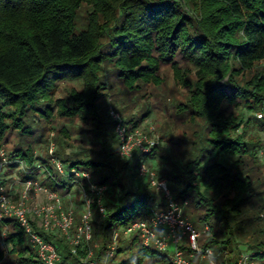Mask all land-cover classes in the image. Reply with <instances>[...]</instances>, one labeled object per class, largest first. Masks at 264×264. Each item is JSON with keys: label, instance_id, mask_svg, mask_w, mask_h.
Wrapping results in <instances>:
<instances>
[{"label": "trees", "instance_id": "16d2710c", "mask_svg": "<svg viewBox=\"0 0 264 264\" xmlns=\"http://www.w3.org/2000/svg\"><path fill=\"white\" fill-rule=\"evenodd\" d=\"M83 5L89 9L80 27L77 16ZM165 66L188 91L184 100L173 98L172 115L190 134L184 129L167 138L170 150L184 158L182 166L160 145L148 156L160 150V158L170 160L163 175L173 180L175 199L187 200L183 215L202 227L199 243L213 248L219 264H236L238 238L255 251L254 264H264V174L258 155L264 118L228 112L224 106L227 101L250 112L264 109V0H0V150L10 129L31 136L34 129L27 119L37 124L42 117L51 119L55 108L60 116L92 121L99 147L74 152L60 147L55 153L67 171H88L90 182L107 185L105 215L97 224L91 222L86 247L100 240L93 255L99 264H173L171 248L142 245L138 231L118 239L105 261L116 231H125L133 220L163 209L168 201L151 191L147 179L127 186L125 171H137L140 153L131 160L119 156L115 121L104 98L110 90L114 95L119 83L129 93L163 86ZM69 79H81V88L56 97L59 82ZM147 115L144 111L140 118ZM125 120L130 127L140 122L134 114ZM7 155L9 167L26 161L23 180L38 178L31 143ZM39 160L45 167L42 181L50 188L67 192L77 179L78 186L88 189L85 177L63 175L49 158V164ZM92 209L97 211L94 202ZM78 220L75 215L74 229ZM35 227L57 244L63 260L84 264L82 246L73 253L67 240ZM5 241L12 244L6 256ZM181 247L186 254L192 250L186 239ZM1 262L44 264L14 216L0 219Z\"/></svg>", "mask_w": 264, "mask_h": 264}, {"label": "built area", "instance_id": "2783aa9c", "mask_svg": "<svg viewBox=\"0 0 264 264\" xmlns=\"http://www.w3.org/2000/svg\"><path fill=\"white\" fill-rule=\"evenodd\" d=\"M108 111L115 121L114 132L119 140L118 153L121 158L131 160L138 151L140 158L137 166L138 178L149 180L150 184L165 195L168 201L166 209L155 210L150 215L133 220L125 229L126 234L132 231H138L141 243L144 246L153 244L159 250L172 249L170 259L173 264H219L212 247L203 248L199 243L200 232L194 224L184 217L183 208L187 203L176 200L170 191L167 179L160 178L157 173L148 166L149 154L160 144L159 137L151 135L143 130L139 125L130 127L125 118L116 111L112 105H109ZM257 118H264V109L253 111ZM264 140V130L262 131ZM258 155L263 158L264 145L258 149ZM49 159L54 164L59 173L68 175L73 173L76 177H85L88 183V189L81 187L84 196L85 212L82 214L81 223L77 227L76 234L71 237L70 231L73 227L74 209L72 207L64 209L62 207V196L59 191L54 190L43 183L38 178H28L23 180V188L17 201H13L6 192L5 170L9 163L7 152L4 148L0 150V219L3 217L14 216L20 226L26 233L30 244L36 249L39 258L44 264H72L69 260H63L57 244L53 240L45 239L35 227L43 228L47 232L60 230L70 238L72 244L71 251L78 253V248L82 242H87L92 235V203L96 204L99 214V221L105 215L106 207L104 204V194L107 189L106 184H97L90 182L88 171L80 170L75 167L67 171L64 164L54 153V143L49 148ZM18 166L27 168V163L23 159L17 160ZM77 179L73 180V187L78 185ZM43 196L44 201L37 204L38 197ZM208 227V225L206 226ZM2 237L6 231H2ZM187 240L191 251L186 254L181 247L184 240ZM118 242V232L113 235V242L105 255L107 261L115 252ZM200 258L198 262L193 261V257ZM255 251L247 246L241 248L237 257L236 264H254L252 257ZM203 259V260H202ZM84 264H99L93 257V251L89 250L81 256ZM223 264H230L226 261Z\"/></svg>", "mask_w": 264, "mask_h": 264}, {"label": "rangeland", "instance_id": "374dc122", "mask_svg": "<svg viewBox=\"0 0 264 264\" xmlns=\"http://www.w3.org/2000/svg\"><path fill=\"white\" fill-rule=\"evenodd\" d=\"M88 9H89L88 6L83 5L78 12L77 23L80 27L85 25L86 13ZM183 66L187 68L191 67L190 64H188V62H183ZM191 68L189 69L191 70ZM162 74H166V81L164 85L161 87H153L152 85H148L145 86L141 91H134L129 93L128 91H126V86L123 85L122 83H119L116 89V93L113 95L111 90L107 91L108 95L104 98V100L106 101V105H108V107L109 105H112V107L116 111H118L124 118H126L128 114H134L136 118L140 120L139 126L143 130L149 132L150 134L152 133L151 135L155 137L157 136L159 137L160 148L162 147L167 150H170L169 145L167 144L168 136L171 134L179 135L181 134L182 130L186 129V126L182 125L178 119L175 120L176 117L172 115V113L174 112L172 107L173 98L184 100L188 95V91L184 86H182L174 79L173 70L169 66H165L162 68ZM81 86H82L81 79H69V80L61 81L58 84V89L56 91L55 96L66 97L68 96L72 88L80 89ZM163 96H165L166 98L165 101L162 98ZM224 106H226L228 112L240 111L243 112L244 115L247 117L253 116L252 115L253 111L250 112L244 110L241 105L237 107H233L229 105L227 101H225ZM144 111H148V115L142 119L140 117ZM30 118L31 117L27 119V122H29L31 124V127L34 129L32 135L31 136L21 135L17 129H10L7 134V142L4 145V149L7 152H9L13 150L15 147H19V146L25 147L29 143H31L36 156V160H35L36 162L34 166H37L35 168L34 174H36L39 180H44L46 178L45 167H43L42 165L43 162L39 160V158L41 157L45 158L46 162L49 164L48 162L49 148L52 143H54V153H56V151L59 150L60 147L65 148L66 152H74L76 150L83 148H89V147L95 148L100 146L101 138L99 136H96L94 131L95 124L90 120H82L78 117L67 118L60 116L56 112V108L54 110V114L51 119H46L42 117L40 119L41 122L37 124L34 121H30ZM254 128L256 129L255 125ZM186 131L187 134H190L189 129H186ZM250 131L252 132L254 131L253 127L250 129ZM160 152L161 151L159 150V155L148 159V166L152 168L160 178L167 179L170 191L174 195L170 187V184H172L171 182H173V180L168 179L166 176L163 175L162 172V169L166 168L165 167L166 165L168 166V168L171 167V164L169 163L170 160L169 159L162 160L160 158ZM170 156L173 158L172 159L173 162H176L181 166L184 163V158L177 157L178 155H176L171 150H170ZM262 159L263 160H262L261 168L264 174V156ZM226 160L229 161L230 158ZM50 163L53 165L52 162ZM24 173L25 172L23 168L18 165L15 167L7 166L5 170L4 177H5L6 192L9 194L10 198L13 201L18 200L20 193L22 191ZM125 175H126L127 186H138L144 183L140 178H138L136 167H132L126 170ZM150 189L156 196H158L164 202V196L162 195L161 190L157 189L155 186H153V188L151 187ZM202 190L206 194H209V192L206 189L202 188ZM59 193L62 196V207L64 209L72 207L74 209V218L76 215L79 218L78 221L81 223L82 214L83 212H85L84 196L82 194L81 187L76 185L74 187H71L67 192L59 191ZM42 201H44V198L41 195L40 197H38L36 203L39 204L42 203ZM162 206L163 209H166L168 207V204L164 202ZM190 221L196 227L195 222L192 219H190ZM91 222H93L94 225L100 222L99 214L94 209H92ZM80 223L76 225V229H74V226L72 227L70 231L71 237H73L76 234L77 227L80 225ZM197 227L196 228L197 230H199L201 237L204 231L202 227L200 226ZM52 233L57 238H64L65 240H67L65 244L72 246L70 242V238L67 237V235L64 232L60 230H56ZM118 233H119L118 239H120V241H123L127 237L126 232L125 231L122 232V229H119ZM238 239L242 243H240L239 246L237 245V250L238 248H243L244 246H246V244L243 243L246 242L245 239L243 238H238ZM98 243H100V240H95L93 241V243H91L89 246L86 247L85 241L82 242L81 248L85 249L83 254L91 250L93 251V255H94V249ZM11 247H12L11 242L5 241L3 243L4 256L7 255ZM195 257H197V259L200 260L198 255ZM0 264H4V263L1 262Z\"/></svg>", "mask_w": 264, "mask_h": 264}]
</instances>
